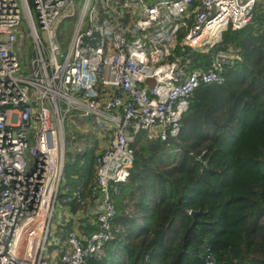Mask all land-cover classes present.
I'll return each mask as SVG.
<instances>
[{
  "label": "built area",
  "instance_id": "2783aa9c",
  "mask_svg": "<svg viewBox=\"0 0 264 264\" xmlns=\"http://www.w3.org/2000/svg\"><path fill=\"white\" fill-rule=\"evenodd\" d=\"M77 1L78 13L75 0H0V264H85L103 253L114 238L111 196L129 176L136 134L177 137L194 91L221 83L236 58L220 51L203 70L189 65L190 52L208 53L228 27L245 26L256 2ZM73 18L68 35L58 33ZM75 114L102 130L94 182L61 197L65 118ZM60 197L84 212L63 206L65 237L50 248ZM90 215L97 229L82 233Z\"/></svg>",
  "mask_w": 264,
  "mask_h": 264
},
{
  "label": "trees",
  "instance_id": "16d2710c",
  "mask_svg": "<svg viewBox=\"0 0 264 264\" xmlns=\"http://www.w3.org/2000/svg\"><path fill=\"white\" fill-rule=\"evenodd\" d=\"M220 51L236 58L221 83L194 91L177 137L136 134L129 176L111 196L114 238L85 264H206L208 254L213 264H264V0L208 53L191 51L189 65L210 70ZM90 144L66 154L61 197L92 187L97 142ZM192 209L200 212L191 226ZM94 217L83 219L82 233L97 229Z\"/></svg>",
  "mask_w": 264,
  "mask_h": 264
},
{
  "label": "rangeland",
  "instance_id": "374dc122",
  "mask_svg": "<svg viewBox=\"0 0 264 264\" xmlns=\"http://www.w3.org/2000/svg\"><path fill=\"white\" fill-rule=\"evenodd\" d=\"M148 2L150 1H155V0H147ZM76 4V12L78 13L79 11V5L78 1L75 0ZM34 15V12H33ZM74 22V18L70 23H64L61 25L59 28V32L63 33L64 35H68L69 33V26H72ZM28 43L27 41L24 42L22 45V54L25 56L28 54ZM75 117L65 118V137H66V154L67 153H74L75 149H83L84 146H91L92 140L94 142H97L98 139L101 136L102 130H100L95 122L91 120L89 117H81L77 114L74 115ZM88 135L89 137V143L84 141L85 135ZM117 198L115 199V201ZM64 207L61 203H57V207L55 209V213L53 216V220L50 225V234H49V239H48V244H50V248L53 247L52 245V240L54 239L55 236L61 237L62 238V222L64 220L65 214H64ZM59 222V224H58Z\"/></svg>",
  "mask_w": 264,
  "mask_h": 264
},
{
  "label": "water",
  "instance_id": "95a60500",
  "mask_svg": "<svg viewBox=\"0 0 264 264\" xmlns=\"http://www.w3.org/2000/svg\"><path fill=\"white\" fill-rule=\"evenodd\" d=\"M149 82H152V80L151 79H149ZM198 212H200V209H192L191 211H190V213H191V215H192V217H193V219H192V222H191V226L196 222V214L198 213Z\"/></svg>",
  "mask_w": 264,
  "mask_h": 264
}]
</instances>
